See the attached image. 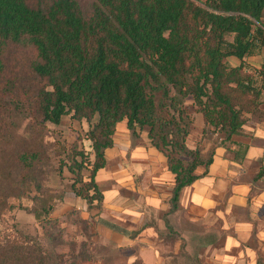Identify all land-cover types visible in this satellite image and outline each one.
I'll list each match as a JSON object with an SVG mask.
<instances>
[{
    "label": "trees",
    "instance_id": "obj_1",
    "mask_svg": "<svg viewBox=\"0 0 264 264\" xmlns=\"http://www.w3.org/2000/svg\"><path fill=\"white\" fill-rule=\"evenodd\" d=\"M14 49L30 52L25 68L12 62ZM263 52L264 0H95L88 18L77 0H0V264H99L86 243L62 251L65 229L54 212L66 194L46 185L42 153L16 140L22 122L58 126L71 116L90 124V175H82L84 151L69 170L73 195L88 212L99 209L93 220L104 203L96 178L118 124L134 138L146 133L174 175L175 211L216 147L240 135L249 116L264 119V64H247ZM189 100L203 136L219 143L189 144ZM13 199L32 202L34 233L14 220Z\"/></svg>",
    "mask_w": 264,
    "mask_h": 264
},
{
    "label": "crops",
    "instance_id": "obj_2",
    "mask_svg": "<svg viewBox=\"0 0 264 264\" xmlns=\"http://www.w3.org/2000/svg\"><path fill=\"white\" fill-rule=\"evenodd\" d=\"M253 59L252 70L262 69L264 52ZM114 142L96 178L106 190L93 223L111 253L128 263L165 264L167 250L184 248L199 264H264L263 118L249 116L240 135L216 147L213 164L198 171L202 178L182 191L175 211L174 175L148 135L134 138L122 122ZM72 197L62 214L75 209L92 221L86 202Z\"/></svg>",
    "mask_w": 264,
    "mask_h": 264
},
{
    "label": "rangeland",
    "instance_id": "obj_3",
    "mask_svg": "<svg viewBox=\"0 0 264 264\" xmlns=\"http://www.w3.org/2000/svg\"><path fill=\"white\" fill-rule=\"evenodd\" d=\"M77 1L80 3L85 16L87 18L90 17L92 15L95 0ZM14 51L16 52L12 53V62L14 63L16 60L25 68L30 59V52L27 49H14ZM239 63L240 61L237 59H228V64L231 66H238ZM252 63L256 65L257 60H252V57L247 59L248 67H252ZM188 106L189 112L192 113L195 119L189 144L191 146H213L215 143H219L220 141L217 140L216 136H203L204 128L201 127L200 122L198 124L197 121V124H195L197 118L202 117V115L195 113L193 100L188 101ZM41 122L29 123V120L22 122L19 130L17 131L16 129V140L20 144L38 149L42 153L44 161L47 164L45 169L49 173L46 185L54 191L64 192L66 194L65 198H73L72 185L77 176L70 172L69 167L74 164L76 152L84 151L86 166L82 171V175L84 178L90 175L91 168H89V164L92 163L93 157L90 156L91 151L89 149V142L86 140V135L90 131V124L85 121L74 120L71 116L64 117L62 123L58 126ZM95 122H97V119L94 123ZM1 150H3V144L0 142V151ZM76 159L82 161L80 156H77ZM102 188L105 192L106 188L104 186H102ZM11 203L15 206L12 213L14 220L34 233L35 229H37V224L34 214L31 212L33 209L32 202L29 199H24L21 202L13 199ZM72 211L73 210L64 216V214H62L64 210L61 209L59 203V207H57L54 212V216L59 217L60 221L63 223L62 227L65 229L64 247L62 250L64 253L69 252L72 242L77 243V251L80 250V245L82 243H86L87 250L99 264H143L141 260L128 263L127 259L123 256H116L111 253L110 246L104 240V236L99 235L94 227L93 223H95V219L92 220L93 223L91 225L84 224V219L76 214H72ZM98 212L99 209H94L92 211L93 214H98ZM167 251L165 256H168V259H166L165 264H199L196 263L192 256L185 254L184 248L180 250L172 248ZM65 260L69 261V258L65 257Z\"/></svg>",
    "mask_w": 264,
    "mask_h": 264
}]
</instances>
